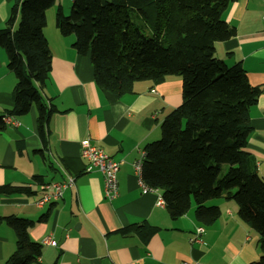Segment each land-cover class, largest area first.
<instances>
[{"label":"crops","instance_id":"crops-1","mask_svg":"<svg viewBox=\"0 0 264 264\" xmlns=\"http://www.w3.org/2000/svg\"><path fill=\"white\" fill-rule=\"evenodd\" d=\"M14 0H0V29L4 27ZM71 0H55L46 11L43 35L51 54V70L38 91L53 111L47 122L43 144L37 113L11 117L0 133V186L29 187L31 195L0 198V218L17 217L34 222L28 230L32 242L41 245L34 264H252L262 254L259 235L240 220L237 205L223 198L208 201L220 209L209 226L195 219L194 206L172 220L165 207L157 205L160 191L143 193L142 179L134 164L146 144L160 138V124L182 103L181 80L135 82L129 93L115 97L94 81L88 55L73 48L74 35L61 36L55 28V10L64 15ZM264 0H235L222 14L235 35L214 44V56L227 66L239 64L249 84L260 87V95L249 110V134L245 152L255 173L264 181ZM16 78L7 69L0 49V112L13 107ZM5 115L3 119L6 117ZM10 117V116H7ZM2 119V120H3ZM4 122V121H3ZM83 141L100 147L119 163L118 192L107 201L103 180L97 172H85L80 157ZM44 183L73 179L62 198L39 204ZM143 181V180H142ZM46 218L39 221L43 215ZM199 227L203 244L189 242ZM129 232L121 233L122 230ZM49 239L52 243H46ZM15 251V234L0 221V264Z\"/></svg>","mask_w":264,"mask_h":264},{"label":"trees","instance_id":"trees-1","mask_svg":"<svg viewBox=\"0 0 264 264\" xmlns=\"http://www.w3.org/2000/svg\"><path fill=\"white\" fill-rule=\"evenodd\" d=\"M234 1L71 0L69 16L56 8L54 25L61 36L74 35L73 48L89 56L95 84L115 97L131 92L135 82L180 78L182 103L161 122L160 138L145 145L141 178L160 191L172 220L193 205L195 219L209 226L220 209L206 203L233 201L240 220L259 235L262 254L252 264H264V181L244 150L251 132L249 110L261 90L249 84L239 64L227 66L214 56V44L235 35L222 19ZM54 4L55 0H14L0 29V49L16 78L13 107L0 112V133L6 128L5 115L21 117L34 108L43 144L53 111L38 88L51 70L43 29L46 11ZM150 7L156 13L155 27L146 38L132 24L131 14L148 17ZM32 193L29 187L0 186V198ZM45 218L46 214L39 221ZM0 221L15 234V251L3 264H34L41 255V245L28 237L34 222L13 216Z\"/></svg>","mask_w":264,"mask_h":264},{"label":"built area","instance_id":"built-area-1","mask_svg":"<svg viewBox=\"0 0 264 264\" xmlns=\"http://www.w3.org/2000/svg\"><path fill=\"white\" fill-rule=\"evenodd\" d=\"M261 23L264 29V13L261 16ZM4 123H11V117H5L3 119ZM80 157L84 159L87 164L85 167V172H97L101 175L103 180V193L107 201H112L116 198L118 192L117 185V173L119 171V163L113 161L100 147L91 144L89 141H83L80 145ZM144 158V152L140 153V158L134 164V170L141 177V167L142 161ZM138 184L143 193L152 191L153 189L149 188L142 179H139ZM73 186V179L71 177H66L61 182H49L40 185V189L43 192V195L38 201V203H50L51 201H57L62 198L63 192L68 188ZM157 205L163 206V201L159 197ZM204 229L199 227L195 230L193 236L189 239V242H197L203 244L202 235ZM48 244L52 242L49 239L45 241ZM185 264H205L201 262H190Z\"/></svg>","mask_w":264,"mask_h":264},{"label":"rangeland","instance_id":"rangeland-1","mask_svg":"<svg viewBox=\"0 0 264 264\" xmlns=\"http://www.w3.org/2000/svg\"><path fill=\"white\" fill-rule=\"evenodd\" d=\"M71 7H72V3L69 5V10L65 11L66 14L65 16H69ZM146 13L148 17H143L137 12H133L131 14V22L134 26H136L142 31L144 37L149 38L151 37L155 27L156 13L153 7L147 8ZM224 169H226V167Z\"/></svg>","mask_w":264,"mask_h":264}]
</instances>
